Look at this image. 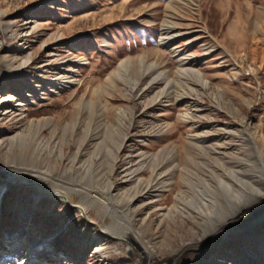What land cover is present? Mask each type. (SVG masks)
<instances>
[{
	"label": "rangeland",
	"instance_id": "obj_1",
	"mask_svg": "<svg viewBox=\"0 0 264 264\" xmlns=\"http://www.w3.org/2000/svg\"><path fill=\"white\" fill-rule=\"evenodd\" d=\"M263 212L264 0H0V264H264Z\"/></svg>",
	"mask_w": 264,
	"mask_h": 264
},
{
	"label": "bare ground",
	"instance_id": "obj_2",
	"mask_svg": "<svg viewBox=\"0 0 264 264\" xmlns=\"http://www.w3.org/2000/svg\"><path fill=\"white\" fill-rule=\"evenodd\" d=\"M59 195V194H58ZM264 213V212H263ZM261 214V213H260ZM253 216H256V218L259 216H257V214L256 215H253V212L251 213V214H249V216H248V218H252ZM234 226H228V227H226V229H224V231H222V233H224V232H227V231H229L231 228H233ZM220 235V234H219ZM219 235H217V236H219Z\"/></svg>",
	"mask_w": 264,
	"mask_h": 264
},
{
	"label": "water",
	"instance_id": "obj_3",
	"mask_svg": "<svg viewBox=\"0 0 264 264\" xmlns=\"http://www.w3.org/2000/svg\"><path fill=\"white\" fill-rule=\"evenodd\" d=\"M52 196H54V197H58V198H61V199H63V200H65V198L63 197V196H60V195H58V194H56V193H53V192H51V191H49V190H47ZM83 214V213H82Z\"/></svg>",
	"mask_w": 264,
	"mask_h": 264
}]
</instances>
